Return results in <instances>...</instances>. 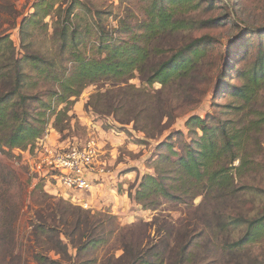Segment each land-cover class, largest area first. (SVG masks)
Returning <instances> with one entry per match:
<instances>
[{
    "label": "rangeland",
    "instance_id": "rangeland-1",
    "mask_svg": "<svg viewBox=\"0 0 264 264\" xmlns=\"http://www.w3.org/2000/svg\"><path fill=\"white\" fill-rule=\"evenodd\" d=\"M159 9L184 23L148 36V15ZM262 31L264 0H0V96L15 85L29 122L43 131L24 149L4 144L0 151V169L21 184L7 188L0 175L5 223L16 206L13 252L0 241V264H264V236L231 246L244 235V221L264 216V120L257 115L264 114V83L247 104L233 96L264 45ZM201 37L213 44L184 56L182 63L193 61L190 72L166 86L143 81ZM126 42L147 51L141 72L124 84L134 89L113 80L67 84L78 61L101 60ZM193 116L218 143L219 128L230 133L261 121L248 130V166L228 191L186 196L176 189L173 198L136 203L145 176L177 186L167 158L202 135L185 128ZM7 135L0 133L2 143ZM45 137L56 149L91 143L98 164L89 191L47 187L30 174L32 151Z\"/></svg>",
    "mask_w": 264,
    "mask_h": 264
},
{
    "label": "trees",
    "instance_id": "trees-1",
    "mask_svg": "<svg viewBox=\"0 0 264 264\" xmlns=\"http://www.w3.org/2000/svg\"><path fill=\"white\" fill-rule=\"evenodd\" d=\"M148 18L149 22L146 25L148 36L152 35V33L157 34L158 32L163 33L178 30L181 24L184 23L178 21L173 17L171 12L165 9H159L153 14L150 13ZM262 33L264 31L258 33L260 40L262 39ZM212 44V39L201 37L181 47L165 63L153 69L152 73L143 81L149 84L158 83L161 86L168 85L174 78L182 77L190 72L193 61L181 62L188 52L197 54L203 52L206 46H212ZM258 52V57L251 71L244 75L245 85L233 91V96L242 100L243 104L250 102L264 83V45L259 47ZM146 56V49H136L129 42L121 43L109 50L101 60L78 61L77 67L70 77L67 78V84L69 86L78 84L81 88L97 81L109 82L113 80L116 81L115 85H124L134 77V72L138 70L141 72V67L147 59ZM14 69L16 71L19 70L18 61H15ZM124 86V88H133L131 85ZM134 91L137 92L136 90ZM11 95L17 96V99L10 101L9 97ZM28 108L27 100L20 94L15 85L9 94L0 96V133L2 135L8 133L7 136H9L5 143H2L0 140V151L6 147L4 144H7L10 149L19 148L20 146H24L22 148L24 149L41 137L42 129L33 126V123H30L28 120ZM257 115L261 121L264 120L263 113H258ZM260 122H252L248 125L249 127L233 128L230 133L223 127L219 128L222 141L219 146L218 144L220 143L217 142V137H212V132L207 129L205 120L195 116L190 117L185 123V128L188 131L193 130L194 134L196 131H200L202 135L186 144L183 148V154L177 156V154L172 153V157H175L174 161H171L169 157L167 158L169 164L172 162L170 166L174 167L175 176H173L172 180L177 183V186H169L159 177L145 176L136 192V203L142 204L146 199L157 197L164 199L173 198L171 191L176 189H185L182 194L186 196L194 191L199 196L207 195L214 191H228L234 180V176L242 173L249 164L243 155L244 145L248 141L249 128L253 129L257 127ZM235 161H239V166L235 167L233 165ZM5 171L8 173H4ZM0 175L2 176L1 180H4L1 181L2 185L4 184L7 188L11 187V182H16L21 187L16 175L9 168L0 169ZM153 204L151 202L146 203L145 207L150 208ZM0 207L2 210H5L3 202H1ZM12 210L13 217L7 223L4 221L3 214L1 213L0 215L1 228H3V224H7L9 232L8 234L2 233L0 241L4 244L7 241L9 242L12 249L9 252V256L13 252L15 236V205H12ZM244 222V235L239 241L232 243L231 246L239 247L246 243L253 244L263 238L264 216ZM188 248L189 245H186L180 251L179 259L181 258L182 262L183 260L185 261L183 258Z\"/></svg>",
    "mask_w": 264,
    "mask_h": 264
},
{
    "label": "built area",
    "instance_id": "built-area-1",
    "mask_svg": "<svg viewBox=\"0 0 264 264\" xmlns=\"http://www.w3.org/2000/svg\"><path fill=\"white\" fill-rule=\"evenodd\" d=\"M32 152L33 157L28 161L30 174L40 178L45 186H58L64 190L78 191L80 194L89 191L88 177L93 171L96 172L93 167L98 164L94 163L96 151L91 143L56 149L49 144L48 137H45L44 140L36 142Z\"/></svg>",
    "mask_w": 264,
    "mask_h": 264
}]
</instances>
